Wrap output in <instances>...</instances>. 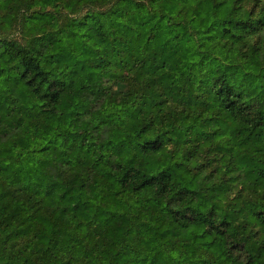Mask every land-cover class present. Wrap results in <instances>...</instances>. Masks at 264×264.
Segmentation results:
<instances>
[{
	"label": "trees",
	"instance_id": "16d2710c",
	"mask_svg": "<svg viewBox=\"0 0 264 264\" xmlns=\"http://www.w3.org/2000/svg\"><path fill=\"white\" fill-rule=\"evenodd\" d=\"M0 264H264V0H0Z\"/></svg>",
	"mask_w": 264,
	"mask_h": 264
}]
</instances>
